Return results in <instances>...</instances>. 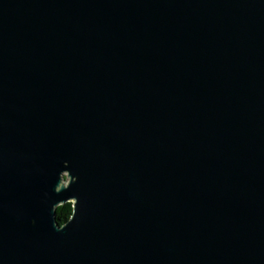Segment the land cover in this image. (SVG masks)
I'll use <instances>...</instances> for the list:
<instances>
[{
    "label": "water",
    "instance_id": "water-1",
    "mask_svg": "<svg viewBox=\"0 0 264 264\" xmlns=\"http://www.w3.org/2000/svg\"><path fill=\"white\" fill-rule=\"evenodd\" d=\"M0 264H264V0H0Z\"/></svg>",
    "mask_w": 264,
    "mask_h": 264
},
{
    "label": "trees",
    "instance_id": "trees-1",
    "mask_svg": "<svg viewBox=\"0 0 264 264\" xmlns=\"http://www.w3.org/2000/svg\"><path fill=\"white\" fill-rule=\"evenodd\" d=\"M72 212L73 204L71 202L58 206L56 209V221L60 225L64 224L67 220L70 219Z\"/></svg>",
    "mask_w": 264,
    "mask_h": 264
}]
</instances>
